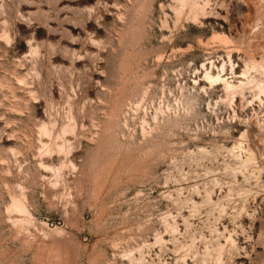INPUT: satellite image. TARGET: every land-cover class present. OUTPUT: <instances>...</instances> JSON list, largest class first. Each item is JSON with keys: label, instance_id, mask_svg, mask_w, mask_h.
I'll list each match as a JSON object with an SVG mask.
<instances>
[{"label": "rangeland", "instance_id": "rangeland-1", "mask_svg": "<svg viewBox=\"0 0 264 264\" xmlns=\"http://www.w3.org/2000/svg\"><path fill=\"white\" fill-rule=\"evenodd\" d=\"M0 264H264V0H0Z\"/></svg>", "mask_w": 264, "mask_h": 264}, {"label": "bare ground", "instance_id": "bare-ground-1", "mask_svg": "<svg viewBox=\"0 0 264 264\" xmlns=\"http://www.w3.org/2000/svg\"><path fill=\"white\" fill-rule=\"evenodd\" d=\"M188 1H190V0H188ZM185 3V2H184ZM186 3H188V2H186ZM207 78V80H210V82H211V84H213V83H215L219 78H216V79H214L213 77H209V76H207L206 77ZM48 128H46V127H44L43 128V131L45 132V134H47L48 135V137L49 136H51V132H49L48 130H47ZM49 129H50V127H49ZM63 132V131H62ZM57 139V138H56ZM55 170V169H54ZM24 198V197H23ZM22 198V199H23ZM14 206H15V208H16V210L17 211H19V212H21V213H25L26 212V207L23 205V202L20 200V199H15V201H14Z\"/></svg>", "mask_w": 264, "mask_h": 264}]
</instances>
